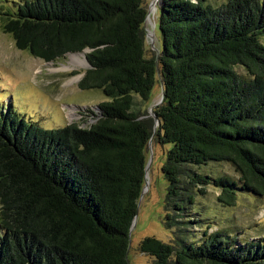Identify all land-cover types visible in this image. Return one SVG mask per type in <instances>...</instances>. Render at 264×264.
Returning a JSON list of instances; mask_svg holds the SVG:
<instances>
[{
	"label": "trees",
	"instance_id": "obj_1",
	"mask_svg": "<svg viewBox=\"0 0 264 264\" xmlns=\"http://www.w3.org/2000/svg\"><path fill=\"white\" fill-rule=\"evenodd\" d=\"M160 2L154 56L144 0H23L0 10L3 32L34 58L84 53L80 88L109 100L89 129L0 118V264H130L155 124L140 105L158 78L175 241L147 237L140 250L155 264H264V241L238 246L227 231H191L207 226L193 205L209 186L227 207L239 192L264 197V0ZM211 163L231 164L239 180L195 169Z\"/></svg>",
	"mask_w": 264,
	"mask_h": 264
},
{
	"label": "rangeland",
	"instance_id": "obj_2",
	"mask_svg": "<svg viewBox=\"0 0 264 264\" xmlns=\"http://www.w3.org/2000/svg\"><path fill=\"white\" fill-rule=\"evenodd\" d=\"M4 1L0 0V10L14 12L17 10L16 4L23 0H8L9 3ZM144 3L148 10L145 24L146 48L149 55L154 56L157 50H161L158 26L161 2L144 0ZM70 56L56 63H46L34 58L16 47L13 38L3 32L0 23V118L8 113L11 116L17 114L45 130L64 128L71 124L89 129L94 125L101 115L100 105L109 100L99 90L83 91L80 88L79 83L88 66L71 65ZM237 71L247 76L244 69L238 68ZM163 101V86L158 78L150 100L140 105L142 112L147 118H153L155 124L151 143L146 150V165L150 166L140 200L138 219L131 234L128 254L130 264H155L153 257L140 250V243L145 238L155 237L167 244L175 241V229L167 227L168 184L162 173L167 153L172 146L164 145L159 140L161 125L155 119L156 111ZM195 169L213 177L228 176L236 182L240 178L229 163H211ZM219 194V190L209 186L205 195L196 196L193 217H205L208 227L192 226L191 231H227L238 241V246L244 242L264 241V197L239 192L235 206L227 207L218 201Z\"/></svg>",
	"mask_w": 264,
	"mask_h": 264
},
{
	"label": "bare ground",
	"instance_id": "obj_3",
	"mask_svg": "<svg viewBox=\"0 0 264 264\" xmlns=\"http://www.w3.org/2000/svg\"><path fill=\"white\" fill-rule=\"evenodd\" d=\"M155 10V9H154ZM70 64L77 67H83L87 65V60L84 54H72L70 56Z\"/></svg>",
	"mask_w": 264,
	"mask_h": 264
},
{
	"label": "water",
	"instance_id": "obj_4",
	"mask_svg": "<svg viewBox=\"0 0 264 264\" xmlns=\"http://www.w3.org/2000/svg\"><path fill=\"white\" fill-rule=\"evenodd\" d=\"M157 54H159V50H157ZM155 119H156V122L159 123V121H158L156 115H155ZM149 143H151V141H150ZM149 166H150V165H148V166L146 167L145 180H146V177H147V173H148ZM143 193H144V191H142L141 197H140V199H139L138 209H139V206H140V200H141V198H142V196H143ZM137 219H138V213H137V215H136V217H135V220H134V223H133V225H132L130 235L132 234V230H133L134 227H135V224H136ZM130 245H131V241H130Z\"/></svg>",
	"mask_w": 264,
	"mask_h": 264
}]
</instances>
